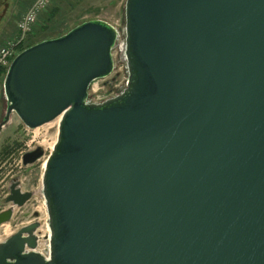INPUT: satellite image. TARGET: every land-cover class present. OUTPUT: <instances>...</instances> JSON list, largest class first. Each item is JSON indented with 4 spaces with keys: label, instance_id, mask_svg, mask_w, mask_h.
<instances>
[{
    "label": "water",
    "instance_id": "95a60500",
    "mask_svg": "<svg viewBox=\"0 0 264 264\" xmlns=\"http://www.w3.org/2000/svg\"><path fill=\"white\" fill-rule=\"evenodd\" d=\"M125 19L127 87L103 104L88 96L115 67L106 21L12 62L0 132L13 114L31 130L62 120L49 259L34 222L0 242V264H264V0H127ZM32 197L13 180L0 228Z\"/></svg>",
    "mask_w": 264,
    "mask_h": 264
},
{
    "label": "rangeland",
    "instance_id": "374dc122",
    "mask_svg": "<svg viewBox=\"0 0 264 264\" xmlns=\"http://www.w3.org/2000/svg\"><path fill=\"white\" fill-rule=\"evenodd\" d=\"M33 2L34 0H0V42L5 36L13 37L18 21ZM126 2L127 0H54L41 14L33 33L28 37L25 49L45 39L61 37L91 20H102L112 24L120 34L112 52L114 71L109 77L95 81L90 86L88 97L95 103H99V100L109 101L126 89L129 78L127 63L123 60V46L126 43ZM18 37L19 33L5 45L17 40ZM4 82L5 78L0 79V124L7 109ZM60 121L61 119H57L31 130L13 114L9 124L0 132V213L8 207L5 200L12 180L18 178L22 191L33 193L32 199L24 207L16 208L13 220L5 225V235L0 228V242H4L21 228L34 222L41 224L37 232L40 237H46L50 232L46 200L42 193L43 177L45 163L58 142ZM38 147L44 149L45 156L37 163L24 167L23 156ZM36 214L38 217H35ZM45 250L42 247L37 251L44 252L41 253L44 255Z\"/></svg>",
    "mask_w": 264,
    "mask_h": 264
},
{
    "label": "built area",
    "instance_id": "2783aa9c",
    "mask_svg": "<svg viewBox=\"0 0 264 264\" xmlns=\"http://www.w3.org/2000/svg\"><path fill=\"white\" fill-rule=\"evenodd\" d=\"M53 1L54 0H34L32 6L27 10L25 15H23V17L18 23V29H19L18 39L9 42L4 47L0 48V74L2 73V75L5 76L13 60L25 49L28 37L31 36V34L33 33L34 27L38 23L41 14L46 11V9L53 3ZM125 42H126V38H125ZM2 75H0V78L2 77ZM123 92L118 93V95H116L113 98H110L109 100L121 96ZM99 101H100L99 103H95L90 101L88 98L89 104H103L108 100H99ZM44 256L47 259H49L47 254H44Z\"/></svg>",
    "mask_w": 264,
    "mask_h": 264
},
{
    "label": "bare ground",
    "instance_id": "6f19581e",
    "mask_svg": "<svg viewBox=\"0 0 264 264\" xmlns=\"http://www.w3.org/2000/svg\"><path fill=\"white\" fill-rule=\"evenodd\" d=\"M124 47V46H123ZM58 119H61L62 120V116L61 117H59ZM61 122V121H60ZM45 165H46V163H45ZM45 167V166H44ZM50 243H51V232H49L48 233V235L46 236V237H40L39 235H38V248H37V250H40V248H44V250H45V248H46V254L48 255V257H49V253H50ZM41 253H44V252H42L41 251Z\"/></svg>",
    "mask_w": 264,
    "mask_h": 264
},
{
    "label": "flooded vegetation",
    "instance_id": "af4514ba",
    "mask_svg": "<svg viewBox=\"0 0 264 264\" xmlns=\"http://www.w3.org/2000/svg\"><path fill=\"white\" fill-rule=\"evenodd\" d=\"M16 179H18V178H16ZM15 180V179H14ZM12 182H13V180L11 181V184H10V187H9V193H8V195H7V198H6V200L10 197V195H11V188H12ZM20 188H21V185H20ZM24 192V191H23ZM24 193H28V191H26V192H24ZM6 200H5V202H6ZM29 202V201H28ZM27 202V203H28ZM26 203V204H27ZM6 204H7V202H6ZM8 205V207L6 208V209H4L2 212H4V211H7V210H9L10 208H11V204H7ZM25 206V205H24ZM23 206V207H24ZM1 212V213H2ZM14 214H15V212H14ZM36 217V216H35ZM13 220V219H12ZM9 223H11V221L9 222ZM32 224V223H31ZM30 225V224H29ZM4 228H5V230H6V227H5V225L4 226H2L1 227V229H2V231H3V234L5 235L6 234V232H5V230H4Z\"/></svg>",
    "mask_w": 264,
    "mask_h": 264
},
{
    "label": "crops",
    "instance_id": "0c3cea01",
    "mask_svg": "<svg viewBox=\"0 0 264 264\" xmlns=\"http://www.w3.org/2000/svg\"><path fill=\"white\" fill-rule=\"evenodd\" d=\"M32 5V4H31ZM29 9V8H28ZM27 9V10H28ZM27 10H26V12H27ZM20 20H21V18H20ZM19 20V21H20ZM18 21V22H19ZM18 33H19V29H18V23H17V28H16V32L14 33V35H13V37H8V36H5L4 38H2V40H1V42H0V48L1 47H3L9 40H11V39H13L16 35H18ZM45 40H51V39H45ZM44 40V41H45Z\"/></svg>",
    "mask_w": 264,
    "mask_h": 264
},
{
    "label": "trees",
    "instance_id": "16d2710c",
    "mask_svg": "<svg viewBox=\"0 0 264 264\" xmlns=\"http://www.w3.org/2000/svg\"><path fill=\"white\" fill-rule=\"evenodd\" d=\"M55 39V38H54ZM44 41V40H43ZM43 41H40V42H43ZM32 46V45H31ZM34 46V45H33ZM0 75H2V73L0 74Z\"/></svg>",
    "mask_w": 264,
    "mask_h": 264
}]
</instances>
